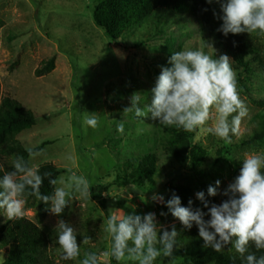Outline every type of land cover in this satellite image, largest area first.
<instances>
[{
	"label": "rangeland",
	"instance_id": "obj_1",
	"mask_svg": "<svg viewBox=\"0 0 264 264\" xmlns=\"http://www.w3.org/2000/svg\"><path fill=\"white\" fill-rule=\"evenodd\" d=\"M102 1L0 0V100H15L38 116L33 124L10 130L5 138L27 152L33 148L44 153L30 160L19 151L9 152L0 155V164L11 171L13 160L23 156L38 169L55 166L59 169L57 179L67 181L75 173L92 184V197L84 199L74 194L62 217L48 210L40 216L37 198L26 197L23 217L52 236L49 254L56 264H80L90 250H110L111 237L102 227L110 209L120 208L131 214L133 208L126 205H134L136 214L155 212L160 224L169 228L176 221L170 214L160 215L168 209L152 201L154 193L168 199L173 194L171 187H183L196 199L197 192L207 195L208 187L217 180L222 192L239 175L245 154L264 151V139L254 138L264 111V34L234 36L258 59L244 68L229 56L239 94L249 112L239 134L228 144L196 131L195 138L186 142L181 128L164 127L150 118L138 123L132 114L123 113L124 109L130 107L131 97L137 92L151 102V89L161 67L169 66L172 52L200 48L211 53L206 44L214 47L216 58L223 55L222 51L212 39L202 40L195 18L182 9L152 12L130 24L124 37L111 41L92 19L94 8ZM208 11L219 28L222 21L214 16L219 14V5L208 4ZM48 61H52V68L37 75L35 71ZM86 113L99 116L98 127L84 124ZM122 119L125 131L120 134L116 125ZM151 158L157 163V173L136 176L135 164ZM179 197L183 203L185 198ZM59 219L77 229L78 243L87 241L81 243V255L76 260L62 259L56 242ZM7 220L0 216V225ZM175 256V264H189L182 255ZM6 257L7 252L0 249V264ZM100 264L117 262L101 256ZM157 264H169V260L162 258Z\"/></svg>",
	"mask_w": 264,
	"mask_h": 264
},
{
	"label": "clouds",
	"instance_id": "obj_2",
	"mask_svg": "<svg viewBox=\"0 0 264 264\" xmlns=\"http://www.w3.org/2000/svg\"><path fill=\"white\" fill-rule=\"evenodd\" d=\"M218 4V19L222 21L217 29L225 38L229 34H264V0H206ZM211 53L200 48H186L172 52L169 66H162L155 86L151 89V102L145 94L134 93L130 107L125 114H132L138 123L145 118L164 127L174 126L186 132L201 131L231 144L240 132L242 121L248 117V108L238 91L236 73L228 55L215 57L214 47L205 45ZM142 98H146L143 102ZM213 123L209 125V120ZM99 116L86 113L84 124L95 129ZM120 134L125 131L122 119L116 125ZM30 160L44 155L43 150L28 149ZM6 171L0 164V216L13 220L25 214L26 197L41 200L46 209L56 217H62L74 194L84 199L92 197V184L83 175L73 173L65 181L52 178L51 173L40 174L23 156H17ZM53 187L51 195L41 193L44 180ZM60 185V186H57ZM221 182L210 185L207 195L204 191L195 194L202 208L182 204L179 195L173 193L165 199L163 194L154 193V203L163 205L182 225L180 231L173 224L165 228L158 221L155 212L136 214L134 205L131 214L123 209L112 208L107 214L105 232L111 237L108 251H88L80 264H100V258L112 257L117 264L132 261L135 264H157L166 258L175 264L178 236L183 230L195 226L204 248L222 252L231 245L239 255L242 264H264V255L259 257L249 251L250 244L257 251L264 249V151L245 154L239 175L220 192ZM222 195L219 204L210 203L208 197ZM205 209L207 211H205ZM57 243L64 261H73L81 255L78 231L71 222L57 221ZM159 245V247L157 246Z\"/></svg>",
	"mask_w": 264,
	"mask_h": 264
},
{
	"label": "trees",
	"instance_id": "obj_3",
	"mask_svg": "<svg viewBox=\"0 0 264 264\" xmlns=\"http://www.w3.org/2000/svg\"><path fill=\"white\" fill-rule=\"evenodd\" d=\"M163 9L185 10L186 14L195 18L202 40L212 39L223 55L231 56L238 65L245 68L249 67L253 61L258 60L253 52L242 47L240 38L230 34L225 38L217 31L218 27L209 14L206 0H104L94 8L92 19L94 24L102 29L111 41H116L125 36L126 29L130 24L140 22L152 12ZM52 66V61L43 63V67L37 69L35 73L41 75L50 70ZM37 119L38 116L24 110L17 101L9 98L0 100V155L19 151L23 155L29 156L28 152L20 147L19 144L7 141L5 135L10 130L30 126ZM196 134V132L189 133L181 129V137L186 142L194 139ZM254 138L264 139V111L258 129L254 131ZM179 156L185 159L184 154L179 153ZM157 169L158 166L154 159H146L142 163L135 164L134 174L141 178L152 177L157 173ZM39 171L41 175L51 173L52 178L56 179L59 175V169L50 164L42 166ZM52 190L53 186L49 184L46 178L41 188V193L51 195ZM170 190L172 193L185 198L182 203L184 206H188V202L191 200L193 201V208L203 207L198 200L190 195L187 188L171 187ZM208 199L210 203L219 204L225 197L220 195L218 200L210 197ZM46 207L41 200L37 199V210L40 216L45 214L47 211ZM205 211L207 210L205 209ZM174 220L176 221L174 225L180 231L182 225L178 220ZM177 239L176 253L182 255L186 263L242 264L239 255L231 245L222 252L204 248L203 240L199 237L195 226L190 231L183 230ZM52 244L51 235H45L33 222L24 217L13 220L8 219L4 224L0 225V249H4L7 252V257L3 264H56L49 254ZM157 246L159 247V245ZM249 251L254 252L258 257L264 255V249L257 251L253 244H250Z\"/></svg>",
	"mask_w": 264,
	"mask_h": 264
}]
</instances>
